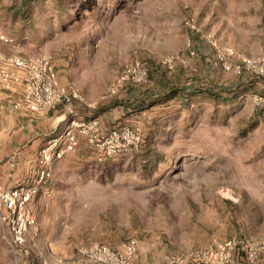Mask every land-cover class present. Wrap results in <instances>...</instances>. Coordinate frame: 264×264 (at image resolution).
<instances>
[{"label":"rangeland","instance_id":"1","mask_svg":"<svg viewBox=\"0 0 264 264\" xmlns=\"http://www.w3.org/2000/svg\"><path fill=\"white\" fill-rule=\"evenodd\" d=\"M0 31L21 53L51 55L84 99L79 112L142 135L109 158L82 150L91 164L70 172L101 181L87 188L95 197L65 199L79 237L110 247L135 238L138 264L140 245L148 264H176L229 239L264 243V73L242 64L264 55V0H0ZM217 51L229 69L214 63ZM134 60L146 78L109 92ZM161 81L175 97L157 96ZM9 239L0 223V264H23ZM232 255L226 264H264V251L253 262Z\"/></svg>","mask_w":264,"mask_h":264},{"label":"built area","instance_id":"2","mask_svg":"<svg viewBox=\"0 0 264 264\" xmlns=\"http://www.w3.org/2000/svg\"><path fill=\"white\" fill-rule=\"evenodd\" d=\"M184 23L191 33H199L200 29L192 14L187 16ZM202 36L213 44L209 33H202ZM4 45H9L13 50L3 51ZM189 54H193V51ZM214 63L224 69L231 67L226 56L218 51ZM242 64L246 68L258 64V71L264 73V55L255 59L244 58ZM147 70L146 64L140 60L125 63L110 85L109 92L113 93L120 83L144 80ZM0 90L10 92L11 108L22 112L47 111L58 105H63L68 112L61 130L49 137L38 149L35 174L13 187L6 188L0 184V223L7 228L9 242L20 260L25 255L29 228L34 222L27 203L51 177L54 161L62 158L65 153L75 151L80 136L102 158H109L138 147L142 135L137 128L125 124L103 129L97 116L77 118L73 104L75 101L84 102V99L73 83L59 81L51 55L21 53L15 48L14 38L2 31ZM235 249L242 252L246 261L253 262L259 251H264V243L245 238L229 239L184 257H173V260L176 264H226L231 261L232 251ZM77 252L82 260L97 264H138V244L135 238L126 239L117 247H110L100 241L79 245Z\"/></svg>","mask_w":264,"mask_h":264},{"label":"crops","instance_id":"3","mask_svg":"<svg viewBox=\"0 0 264 264\" xmlns=\"http://www.w3.org/2000/svg\"><path fill=\"white\" fill-rule=\"evenodd\" d=\"M18 2L29 6L35 0ZM22 31V37L26 38L27 30L22 28ZM14 33L19 34V31ZM12 50L9 45L3 46L5 52ZM55 69L59 81L66 83L57 67ZM10 95L8 91L0 90V184L6 188L16 186L35 174L38 149L61 130L66 113L63 105L47 111L22 112L11 108ZM73 109L79 119L96 116L79 112L76 103ZM100 122L103 129L110 128L102 120ZM85 142L80 136L75 151L65 153L62 158L54 161L51 177L27 203L34 222L29 228L26 253L21 260L23 264H97L82 260L77 252L80 244L89 242L84 241L83 236H78L77 226L72 227L71 222L77 221L78 216L69 211L65 200L93 198L97 194L87 188L100 182L99 176L70 172L74 166L84 165L90 159L82 150L86 151L87 146L94 148ZM88 164H91V160ZM139 250L141 264H148L145 260L148 255L141 251V245Z\"/></svg>","mask_w":264,"mask_h":264},{"label":"trees","instance_id":"4","mask_svg":"<svg viewBox=\"0 0 264 264\" xmlns=\"http://www.w3.org/2000/svg\"><path fill=\"white\" fill-rule=\"evenodd\" d=\"M25 2H29V1H33V0H23ZM177 94V91L175 89V87H173L171 84H165V82L161 81V86L159 87L158 90V94L157 96H162L161 98L165 99L164 101H167L170 98L175 97ZM159 99H153L150 104H152L153 102H157ZM186 100V99H184Z\"/></svg>","mask_w":264,"mask_h":264},{"label":"water","instance_id":"5","mask_svg":"<svg viewBox=\"0 0 264 264\" xmlns=\"http://www.w3.org/2000/svg\"><path fill=\"white\" fill-rule=\"evenodd\" d=\"M67 113H68V112L66 111V113H65L66 116H67Z\"/></svg>","mask_w":264,"mask_h":264}]
</instances>
